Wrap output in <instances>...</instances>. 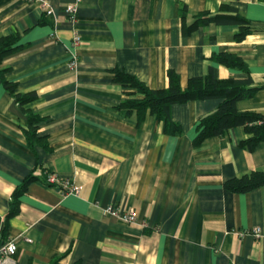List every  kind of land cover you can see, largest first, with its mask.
Returning a JSON list of instances; mask_svg holds the SVG:
<instances>
[{"label": "crops", "instance_id": "obj_1", "mask_svg": "<svg viewBox=\"0 0 264 264\" xmlns=\"http://www.w3.org/2000/svg\"><path fill=\"white\" fill-rule=\"evenodd\" d=\"M42 1L0 0V38L18 35L21 47L0 66V238L18 240L15 264H264V187L224 188L264 172V143L242 148L249 135L237 127L196 148L199 119L221 101L174 105L171 119L184 133L169 136L155 116L139 124L120 107L132 90L115 81L124 71L164 89L174 70L186 88L213 66L220 79L250 77L257 90L237 108L264 115V0H45L48 10ZM70 4L78 8L75 23ZM185 5L190 17L228 16V5L250 32L237 40L238 25L211 23L186 34ZM222 53L238 56L248 71L214 62ZM5 81L36 98L21 107ZM22 109L44 119L41 141L29 143ZM49 173L79 194L47 184ZM15 200L18 213L10 216ZM109 206L134 211L138 223L107 215ZM256 228L260 237L242 235Z\"/></svg>", "mask_w": 264, "mask_h": 264}, {"label": "trees", "instance_id": "obj_2", "mask_svg": "<svg viewBox=\"0 0 264 264\" xmlns=\"http://www.w3.org/2000/svg\"><path fill=\"white\" fill-rule=\"evenodd\" d=\"M222 11L228 12L230 15L213 16L208 12H202L190 17L188 7L183 6L181 10L183 32L188 34L200 26L211 23L233 24L240 27L236 39L242 40L245 38L250 32L248 20L238 10L228 5H223ZM189 19L191 22H188ZM18 43V35L0 38V66L5 57L21 49ZM212 59L218 64L248 71L246 65L238 56L222 53L212 56ZM0 72L3 75L6 70ZM115 81L126 89L132 90L129 93L130 98L126 99L120 107L130 114L135 112L139 124L144 122L148 115L155 116L164 123L165 133L169 136H181L184 133L183 127L171 119L170 111L174 105L186 104L192 101H221L214 112L199 119L196 125V136L193 140V146L196 148L201 147L210 139L228 137L231 130L237 127H243L249 135L248 139L241 142L242 148L253 152L261 143H264V115L256 112H241L237 108L239 101L251 98L257 90L252 87L250 77L243 80L220 79L216 68L211 66L206 76L189 79L186 88L182 87L181 77L174 70L168 71V86L164 89H150L135 76L124 71L115 72ZM4 85L7 90L15 94L21 107L36 98L34 94H16L14 83L5 81ZM138 96H141V98H138ZM23 112L28 118V126L24 129L25 135L29 143L33 144L36 140H39L37 130L44 119L30 110H23ZM34 179H36L34 175L27 178L22 186L18 188L16 197L25 192ZM262 187H264V172H253L242 178L229 180L224 184V188L234 194H246ZM17 213L18 201L15 200L12 203L10 216Z\"/></svg>", "mask_w": 264, "mask_h": 264}, {"label": "built area", "instance_id": "obj_3", "mask_svg": "<svg viewBox=\"0 0 264 264\" xmlns=\"http://www.w3.org/2000/svg\"><path fill=\"white\" fill-rule=\"evenodd\" d=\"M43 7L45 10H48L49 5L47 4V1L43 0L42 1ZM48 13H51L48 11ZM66 13L69 16V19L72 23L76 22L77 19V14H78V8L77 5L75 4H70L66 7ZM52 39L57 40L56 34H52L51 36ZM74 45L78 46L81 42V37L76 34L73 39ZM72 68L77 67V61L74 58L72 63L70 64ZM46 183L51 185V186H59L64 191L68 194H74L78 195L80 192L79 187L74 185L68 180H60L54 173H49L46 176ZM105 213L118 221L128 224V225H133L138 223V216L134 211H124L120 208H115L113 206H109L105 209ZM254 235L255 237H260L261 236V229L256 228L252 231H249L247 233H242V235ZM28 242H32L31 239H26ZM18 250V240L17 239H2L0 238V264H15L14 261V256L16 255Z\"/></svg>", "mask_w": 264, "mask_h": 264}]
</instances>
